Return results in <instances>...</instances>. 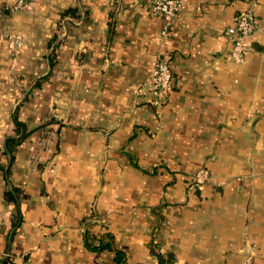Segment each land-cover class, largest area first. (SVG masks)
<instances>
[{
  "label": "crops",
  "instance_id": "0c3cea01",
  "mask_svg": "<svg viewBox=\"0 0 264 264\" xmlns=\"http://www.w3.org/2000/svg\"><path fill=\"white\" fill-rule=\"evenodd\" d=\"M14 1L0 0V259L159 264L155 247L166 264H241L250 248L264 264V0L241 63L228 27L247 0H184L167 36L150 0ZM160 56L173 84L158 109L142 85ZM200 168L211 180L194 185ZM105 232L123 263L88 244Z\"/></svg>",
  "mask_w": 264,
  "mask_h": 264
},
{
  "label": "built area",
  "instance_id": "2783aa9c",
  "mask_svg": "<svg viewBox=\"0 0 264 264\" xmlns=\"http://www.w3.org/2000/svg\"><path fill=\"white\" fill-rule=\"evenodd\" d=\"M249 5L244 8L228 27V33L232 38L231 58L241 63L245 60L251 48L249 37L258 26L253 4L256 0H247ZM36 4V0H15L9 8L11 10H31ZM184 0H150L153 13L164 19L162 34L167 36L170 32L173 20L183 7ZM24 46L22 33L10 31L8 34V47L13 56V61H17V55ZM173 84V69L171 62L165 56H160L153 68L151 76L143 83L147 89L150 99L158 109L163 107L167 101ZM211 180V173L207 168H200L194 173V185H202ZM253 252L247 249L241 264H253Z\"/></svg>",
  "mask_w": 264,
  "mask_h": 264
},
{
  "label": "trees",
  "instance_id": "16d2710c",
  "mask_svg": "<svg viewBox=\"0 0 264 264\" xmlns=\"http://www.w3.org/2000/svg\"><path fill=\"white\" fill-rule=\"evenodd\" d=\"M76 10V8H74V7H71V8H69V9H67V10H65L64 11V13H73L74 11ZM53 64V60H52V58H51V65ZM47 76V75H46ZM46 76H44V77H46ZM42 80V78L41 79H39V81H41ZM38 81V82H39ZM13 117H14V120H15V123H16V134L17 135H11V136H9L8 138H7V140H6V143H5V145H4V151L5 152H7V153H10L12 150H13V148H14V146L17 144V143H19V142H21L22 141V139H24L25 138V136L27 135V133L26 132H24L23 134H20L21 133V128H22V123H21V121H20V119H19V115H18V110H16L15 112H14V115H13ZM20 135H19V134ZM2 168H4V167H2ZM8 171H10V168H8ZM6 196L9 198V199H16V194H15V189H9V190H7L6 191ZM106 238H108V239H106ZM99 239H100V242L98 243V244H94V245H91V243L90 242H88V244L92 247V248H96V249H100V250H102V249H106V248H108V249H112V250H114L115 251V260H116V262L117 263H123L124 262V260H125V258H126V254H125V252L122 250V249H120V248H118V247H115L114 245H113V235L110 233V232H105V233H103L100 237H99ZM152 249V252L154 253V254H156L157 255V257H158V260H159V264H166L170 259H171V254L170 255H167V256H165L163 253H161L160 251H157L156 249H155V247H151ZM0 264H13L12 263V261H11V258L10 257H3V258H1L0 259Z\"/></svg>",
  "mask_w": 264,
  "mask_h": 264
},
{
  "label": "water",
  "instance_id": "95a60500",
  "mask_svg": "<svg viewBox=\"0 0 264 264\" xmlns=\"http://www.w3.org/2000/svg\"><path fill=\"white\" fill-rule=\"evenodd\" d=\"M9 158H10V160L12 159V154L11 153H9Z\"/></svg>",
  "mask_w": 264,
  "mask_h": 264
},
{
  "label": "rangeland",
  "instance_id": "374dc122",
  "mask_svg": "<svg viewBox=\"0 0 264 264\" xmlns=\"http://www.w3.org/2000/svg\"><path fill=\"white\" fill-rule=\"evenodd\" d=\"M35 6H36V4H35ZM35 6H34V7H35ZM34 7H33V9H34ZM6 10H7V9H6ZM31 10H32V9H31ZM25 11H26V10H25ZM29 11H30V10H29Z\"/></svg>",
  "mask_w": 264,
  "mask_h": 264
}]
</instances>
